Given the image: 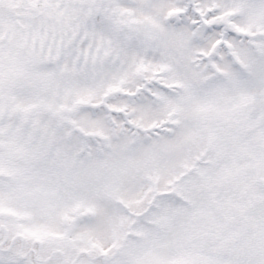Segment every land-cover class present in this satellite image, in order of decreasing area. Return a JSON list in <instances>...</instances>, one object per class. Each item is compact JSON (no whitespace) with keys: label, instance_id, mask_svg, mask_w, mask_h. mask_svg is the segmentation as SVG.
<instances>
[{"label":"snow or ice","instance_id":"obj_1","mask_svg":"<svg viewBox=\"0 0 264 264\" xmlns=\"http://www.w3.org/2000/svg\"><path fill=\"white\" fill-rule=\"evenodd\" d=\"M0 264H264V0H0Z\"/></svg>","mask_w":264,"mask_h":264}]
</instances>
